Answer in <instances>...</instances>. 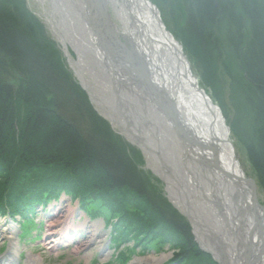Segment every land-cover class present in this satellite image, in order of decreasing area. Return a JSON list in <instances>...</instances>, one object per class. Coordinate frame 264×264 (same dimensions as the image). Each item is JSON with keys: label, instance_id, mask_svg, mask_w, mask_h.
<instances>
[{"label": "trees", "instance_id": "trees-1", "mask_svg": "<svg viewBox=\"0 0 264 264\" xmlns=\"http://www.w3.org/2000/svg\"><path fill=\"white\" fill-rule=\"evenodd\" d=\"M163 1L177 9L168 12L174 38L222 110L264 198V0ZM19 16L0 5V217L29 221L38 206L64 193L83 207L107 209L114 223L130 226L123 218L125 209L132 212L137 228H119L112 243L132 234L136 248L168 243L186 252L188 264H211L194 246L187 221L161 197H149L125 150ZM8 69L23 74L24 87L4 79ZM226 85L228 107L220 98ZM40 91L50 95L44 105Z\"/></svg>", "mask_w": 264, "mask_h": 264}, {"label": "bare ground", "instance_id": "bare-ground-1", "mask_svg": "<svg viewBox=\"0 0 264 264\" xmlns=\"http://www.w3.org/2000/svg\"><path fill=\"white\" fill-rule=\"evenodd\" d=\"M47 1L50 7L48 22L63 49L69 68L84 89L83 92L86 93L97 112L131 145L139 148L144 158V166L159 180L166 199L190 223V236L198 252L206 254L211 264H253L254 257L259 259L258 264H264V230L262 233L252 232V223L248 215L252 216L254 209L249 200L242 199L236 189H230L228 196L221 194L218 189L221 182L213 181L212 177L207 176L199 167L191 170L190 174L187 172L190 165L186 157L195 159L190 154L193 149L190 145L201 131L197 126L201 117L197 111H193V108L186 104V101L177 98L176 92H171L168 71L160 58L155 36L147 34L143 28L139 27L140 20L136 14H132L126 8L121 0ZM98 10L102 11L99 12V16L96 12ZM113 19L115 22L112 21ZM94 25L97 26L96 29ZM171 35L174 38V35ZM104 55L112 59L111 64L106 61ZM136 66L145 71L149 83L152 82L163 90L161 92L165 95L162 96L172 104L170 115H167L154 101L150 89L142 90L139 87L140 79ZM207 96L212 101L208 94ZM174 121L184 129L175 128ZM238 121L244 123L242 116L238 117ZM229 134H231L230 128H228V139ZM229 143L234 148L235 145L230 139ZM185 145L189 146L188 149ZM58 181L61 183L65 179H58ZM68 196L70 195L60 193L58 198L50 201L45 207L38 206L29 221L18 216H15L14 220L6 216L0 217V219H7L3 223L8 227L4 234L9 241L8 253L1 255L0 264H13L16 258L13 250H16L17 244L23 241L32 243L40 239L37 235L29 239L32 230L35 229L34 232H38L43 225L41 221L39 224L34 223L33 216L38 210L47 213L50 204L53 208L57 207L55 213L64 215L48 224L47 232L52 238L51 241L46 242L47 246H50L49 249L59 247L63 239L74 233L75 228L72 227L70 219L72 220V215L80 212L81 215L77 214L80 220L85 219L84 224L87 222L93 228L90 230L80 223L76 225V228H82L83 234L88 235L84 248L94 245L102 252L105 250L111 252L105 253V258L110 257L105 264H128L127 261L120 260L122 262L118 263L113 260V255L121 254L116 253L118 248L115 249L121 243L111 244L110 240L106 241V236L113 238L119 228H135L136 219L128 217V213L132 214V212L124 208L123 219L129 221L130 226L124 222L118 224L114 223L116 217L107 209L103 207L102 209L100 205L83 207L77 196ZM65 201L66 207L61 206L60 204ZM73 205L77 206L73 207ZM121 208L120 206V210ZM96 220H101L102 225ZM20 221L23 228L20 227ZM15 232L18 233L16 238H14ZM132 238V234L125 236L126 241ZM252 244L255 247L251 246ZM150 246L154 251H160L164 246L172 247L174 250L179 249L168 243L156 242ZM73 251L77 253L78 250ZM89 256L90 253H87L85 258ZM167 257L166 254L151 257L150 263H160ZM142 261L135 260L134 264H141ZM39 262L37 259L30 258L26 264H39Z\"/></svg>", "mask_w": 264, "mask_h": 264}, {"label": "rangeland", "instance_id": "rangeland-1", "mask_svg": "<svg viewBox=\"0 0 264 264\" xmlns=\"http://www.w3.org/2000/svg\"><path fill=\"white\" fill-rule=\"evenodd\" d=\"M150 1L158 9L161 20H162L164 26L166 27V29L171 34L175 35V33H176V29L174 28L175 22H173V20L171 19L172 16L170 14H168V12L169 11H177V9H172V6L163 0H150ZM0 5H2L4 9L9 11V13H11V14L16 13V14L20 15L19 17L22 20H24V22H25V26H26L25 28L28 29L29 33L32 32V36L35 38L36 43H38L42 47L41 49H43V51L45 52L46 55H48L51 59H53V61H55L57 64L61 65L62 70L66 74L69 75L70 81L72 82V84H74L73 88L77 92L80 91V93H82V95L85 97V100L87 101V103H86V104H88L87 107H90V109L92 111H94L95 115L103 120L101 126L104 127L106 132H108L112 136V138L116 141L117 145L121 147L122 151L125 150L124 153H126L128 155L129 160L131 161V163L133 164V166L137 170L138 174L144 178V181H146V183H147L146 191H148L149 197H154V198L155 197L156 198L161 197L162 199H164V201H166V203H168V205L172 208V210L177 215L182 216L187 221V223L190 225L187 218H185L182 215V213L177 208H175L169 202L168 199H166L167 197L161 188L159 180L156 177H154L153 174L148 169H146V167L144 166L145 165V163L143 162L144 158H143V155L141 154L139 148H137L134 145H131L129 143V141H127L126 138H124V136L119 134L118 130L116 128H113L111 126V124L106 119H104L99 114V112H97V110L90 103L86 93L83 92L84 89L80 86V84H79L77 78L75 77L74 73L69 68L67 59H66L64 52H63V49L60 46V44L58 43L56 35L52 31L51 25L48 22V13L50 10L48 1L47 0H0ZM112 21L115 22V19H113ZM70 53L72 54L71 51H70ZM190 65H191V63H190ZM191 69H192V66H191ZM192 72H193V69H192ZM193 74H194V72H193ZM4 79L7 82H10L13 85H15V87L18 85H21L22 87L25 86L23 74H21L20 71H18L16 69L15 70L14 69L13 70L8 69V71L6 72V74L4 76ZM204 92H205V90H204ZM39 93H40V97H41L40 99L41 100L38 102V104L44 105L45 101H48V99H49L48 96H50V95H45L46 92H44V91H40ZM20 95H22V94H19V96ZM227 96H228V93H227V85H226V87H224L222 89V95L220 97L221 101L223 103H226V107H228L227 101H226ZM22 98L24 99V97H22ZM216 105L218 106V104H216ZM219 109H220V107H219ZM220 111L223 115V112L221 109H220ZM225 112L227 113L228 121L233 123L231 113L228 112L226 108H225ZM223 118L225 121V117H223ZM246 120L247 119L245 118V121ZM95 123H96V127H98L99 122L97 121V122H94V124ZM225 124H226V121H225ZM247 124H248V120H247ZM227 127H228V125H227ZM229 139L235 145L234 146L235 155L237 157V160L239 162V165H240L242 171L244 172L246 177L252 179V181L254 182L255 187H256L257 196H258V200H259L260 204L264 207V198H262V195L260 193L259 187L257 186L256 180L253 177L252 173L250 172L249 165H248L247 161L245 160V155H244L243 149L241 147V144L233 137L232 134H229ZM145 204H146L145 206L147 207L148 203H145ZM60 205L65 206V205H67V203L65 201V202L61 203ZM76 206L77 205H73V207H76ZM54 207L55 208H53V206L50 204V206L48 207L47 213H44V212L38 210L36 212V214L33 216L34 223L39 224L41 221L43 223V225L40 228V231H38V232H34L35 229H33L31 234H30L29 239L30 240L33 239V237L35 235L40 236V239L38 241L32 242V243H28V242L24 243V241H23L20 244H17L18 246H15L16 250H13V252L15 251L14 256L16 257V258H14L15 261L14 262L12 261L13 264H26L27 260L30 258L37 259L38 261H40L39 264H105L107 262V260L110 258V257L105 258V255H106L105 253H111V252H107L106 250L104 252H102V251H100L99 248H96L94 245L88 246L87 249H85L83 246L86 243V238H88V235L83 234L82 228H79V227L76 228V225H78V223L84 224L86 221L85 219L80 220V218L77 215L78 213H79V215H81L80 212H77L74 215H72L71 216L72 220L70 219V222L73 225L72 227L75 228L74 233L68 235L65 239H63L62 243L60 244L59 247H56L54 249H49L50 246H47L46 242L51 241L52 238L50 237V235H48V232H47L48 224L52 221L54 222L56 219H60V218H58L59 216L61 217L64 215V214L59 215L58 213H55L56 212L55 209L57 207L56 206H54ZM56 214H58V215H56ZM151 214H152V216H154L153 213H151ZM137 217L139 218V216H137ZM155 218H153V220ZM147 220H151V219H147ZM6 221H7V219H0V255H6L8 253V248H9V241H8V239H6L5 234H4V231H6V229L8 228V227L4 226V223H3ZM96 222L99 224L102 223L101 220H96ZM148 223H149V221H148ZM13 225H14V223H13ZM84 226L86 228H89L90 230L93 229L91 224H89L87 222H86V224H84ZM13 227H14V229H16L15 225ZM83 231L85 232V230H83ZM17 235H18V233L16 234V232H15L14 238H16ZM107 240H108V235L106 236V241ZM26 241H29V240H26ZM150 245H153V243ZM150 245L148 248L143 250L142 247L136 248L137 246H136V244H134V242L132 240H128V241L125 240L123 243L116 246L115 249L118 248V251L116 253H121V254H119L118 256L113 255V260H115V262L119 263V262H122L120 260H122L123 257H127L125 262L127 261L128 264H134V261L138 260V259L143 260L141 262V264H153V263H150L151 257H160L163 254H166V255H168V257L165 258L160 263H157V264H170V263L171 264H188V262H190L188 260V257L185 256V251L182 249L174 250L172 247L167 248L164 246L161 248L160 251H158V250L154 251V250H152V248H150L151 247ZM17 247H18V249H17ZM73 250H78V251H77V253H74ZM16 252H18V253L16 254ZM87 253H90L89 258H85V255ZM201 253L203 255H206L203 252H201ZM122 254L124 255L123 257H122ZM171 256L173 258H171ZM135 257H136V259H135ZM170 259H172V260H170ZM146 261H148V262H146ZM138 264H140V263H138Z\"/></svg>", "mask_w": 264, "mask_h": 264}, {"label": "water", "instance_id": "water-1", "mask_svg": "<svg viewBox=\"0 0 264 264\" xmlns=\"http://www.w3.org/2000/svg\"><path fill=\"white\" fill-rule=\"evenodd\" d=\"M121 1H123L126 8H128L132 14H136L138 20H140L138 21L139 27L143 28L147 34L150 33L152 36H155L158 42L156 43L157 49L161 55L160 58L168 71L171 92H176L175 96L177 98H182V101H186V104L191 106L193 111H197L201 117V120L198 118L200 121L197 122V124H199L197 126L201 131L198 136L194 137L195 140L192 141L190 145L193 146L190 154H192L195 159L190 156L189 159L186 157L187 163L190 165L187 168V172L190 174L191 170L193 171L196 167H199L207 176L212 177L213 181L217 180L221 182V186L218 187V189L220 193L225 196H228L230 189H236L237 193L241 194L242 199L249 200L251 207L254 209L253 215H248L252 223V232L257 231V233H262L264 230V211L259 203L255 184L252 179L246 177L240 169L239 162L234 154V148L229 143L228 128L225 125L221 111L219 107L210 100L204 90L200 88L197 78L192 74L190 64L183 52L182 46L166 29L158 9L150 0ZM96 12L99 16V12L102 11L98 10ZM95 16L97 15L95 14ZM130 18H132V15H130ZM131 22H133V18ZM94 27L96 29L97 26L94 25ZM97 31L98 30H96V32ZM104 57L109 64L112 63L111 58L106 57V55H104ZM136 67L139 72V87L142 90L150 89L154 96V101L167 115H170V107L172 104L166 97L162 96L165 95L161 92L163 90L159 89L152 82L149 83L144 73L145 71L138 66ZM186 110L188 109L186 108ZM175 123L176 121H174L175 128L178 130L184 129L183 126L179 127L177 123ZM188 147L189 146H186L187 149ZM213 187L215 188V186ZM259 216H261V218H259ZM251 246L254 245L252 244ZM252 263L258 264L259 259L254 257Z\"/></svg>", "mask_w": 264, "mask_h": 264}]
</instances>
